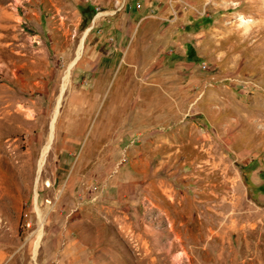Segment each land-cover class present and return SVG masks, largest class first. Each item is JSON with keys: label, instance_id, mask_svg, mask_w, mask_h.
Segmentation results:
<instances>
[{"label": "rangeland", "instance_id": "rangeland-1", "mask_svg": "<svg viewBox=\"0 0 264 264\" xmlns=\"http://www.w3.org/2000/svg\"><path fill=\"white\" fill-rule=\"evenodd\" d=\"M65 248L264 264V0H0V264Z\"/></svg>", "mask_w": 264, "mask_h": 264}, {"label": "crops", "instance_id": "crops-1", "mask_svg": "<svg viewBox=\"0 0 264 264\" xmlns=\"http://www.w3.org/2000/svg\"><path fill=\"white\" fill-rule=\"evenodd\" d=\"M89 253L87 249H60L55 253V264H90L89 260H85Z\"/></svg>", "mask_w": 264, "mask_h": 264}, {"label": "bare ground", "instance_id": "bare-ground-1", "mask_svg": "<svg viewBox=\"0 0 264 264\" xmlns=\"http://www.w3.org/2000/svg\"><path fill=\"white\" fill-rule=\"evenodd\" d=\"M81 43H82V41H81ZM73 64L74 63L72 62V64L70 65V67L68 69H70ZM66 78H67V74L65 76V80H66ZM64 87H65V84H63V86H62L61 92L63 91ZM59 104H60V97L58 99V102H57V105H56V108H55V111H54V114H53V118L51 120L49 137H48V139H47V141H46V143H45V145H44V147H43V149L41 151V154H40V160H39V165H38L39 166L38 172L41 169V166L43 164L44 158H45V156H46V154H47V152L49 150L50 144H51L52 135H53V127H54V123H55V121L57 119ZM37 245H38V241L36 242V247H37Z\"/></svg>", "mask_w": 264, "mask_h": 264}]
</instances>
